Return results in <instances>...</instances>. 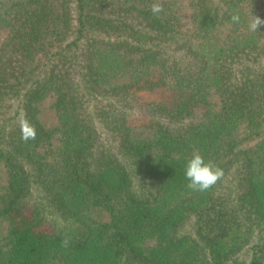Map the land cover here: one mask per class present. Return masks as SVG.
I'll return each instance as SVG.
<instances>
[{
	"label": "trees",
	"instance_id": "obj_1",
	"mask_svg": "<svg viewBox=\"0 0 264 264\" xmlns=\"http://www.w3.org/2000/svg\"><path fill=\"white\" fill-rule=\"evenodd\" d=\"M255 15L264 0H0V264H264ZM194 152L223 171L205 192Z\"/></svg>",
	"mask_w": 264,
	"mask_h": 264
},
{
	"label": "clouds",
	"instance_id": "obj_2",
	"mask_svg": "<svg viewBox=\"0 0 264 264\" xmlns=\"http://www.w3.org/2000/svg\"><path fill=\"white\" fill-rule=\"evenodd\" d=\"M163 11L160 3H153L151 12L158 15ZM238 14L232 16L234 23H239ZM264 24V19L255 15V18L249 23L250 31H257ZM36 129L26 121L21 123V138L25 141L34 140L36 138ZM223 176V171L217 166L206 162L204 157L198 152H194L187 160L185 165V178L188 181V187L193 191L205 192L212 188Z\"/></svg>",
	"mask_w": 264,
	"mask_h": 264
},
{
	"label": "rangeland",
	"instance_id": "obj_3",
	"mask_svg": "<svg viewBox=\"0 0 264 264\" xmlns=\"http://www.w3.org/2000/svg\"><path fill=\"white\" fill-rule=\"evenodd\" d=\"M2 37H4V33H2L0 40H2ZM8 114L12 115V112H8ZM0 176H1V175H0ZM4 180H5V179H4ZM1 229H3V223L0 222V234H1V232H2ZM0 236H1V235H0Z\"/></svg>",
	"mask_w": 264,
	"mask_h": 264
}]
</instances>
